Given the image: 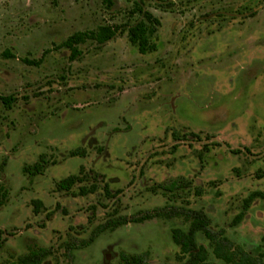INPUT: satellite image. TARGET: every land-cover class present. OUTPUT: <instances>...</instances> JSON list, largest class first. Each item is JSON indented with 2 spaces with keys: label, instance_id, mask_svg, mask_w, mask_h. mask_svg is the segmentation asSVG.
I'll return each mask as SVG.
<instances>
[{
  "label": "rangeland",
  "instance_id": "374dc122",
  "mask_svg": "<svg viewBox=\"0 0 264 264\" xmlns=\"http://www.w3.org/2000/svg\"><path fill=\"white\" fill-rule=\"evenodd\" d=\"M139 8L160 20L146 54L128 35ZM103 25L119 30L80 44L74 60L60 46ZM42 156L43 173L27 172ZM74 174L83 180L57 188ZM173 180L183 187L166 191ZM255 192L264 194V0H0V264L36 247L51 250L43 264H119L122 252L181 264L172 230L189 229L188 210L264 260V196L234 222ZM171 207L181 213L94 235L111 218ZM197 241L231 264L203 233Z\"/></svg>",
  "mask_w": 264,
  "mask_h": 264
},
{
  "label": "trees",
  "instance_id": "16d2710c",
  "mask_svg": "<svg viewBox=\"0 0 264 264\" xmlns=\"http://www.w3.org/2000/svg\"><path fill=\"white\" fill-rule=\"evenodd\" d=\"M108 6H112L114 0H104ZM143 12L144 18L138 23L131 26L128 30V35L130 41L138 46L140 53L146 54L149 51L156 49V44L152 41L153 35L157 31V24L160 20L155 17L151 12L144 11L141 8L138 9ZM118 27L113 26H100L98 30H86L77 31L65 39L60 46L67 47L70 49V59H76L81 53L79 45L85 43L88 39H94L99 44H104L111 40L118 32ZM30 61V60H27ZM31 62V61H30ZM33 63H38L33 61ZM2 100L5 104L10 105L14 98L12 96H4ZM73 155L86 154L84 148H78L74 150ZM42 162H45L44 156L42 160L33 166H26L25 169L31 174H41L43 173L44 167ZM83 178L79 175H69L58 182L57 188L59 190H71L77 182H81ZM166 191H175L183 187V182L178 180L170 181L162 186ZM97 189V184L93 183L90 187L81 186L80 195H87L89 193L95 192ZM107 193L109 190L107 189ZM256 195H263L261 192H255L251 194L244 202V211L236 216L234 219L235 223H238L244 216L245 211L249 209L250 203ZM35 213H39L43 207V201L36 199L33 201ZM181 210L176 207L171 208H159L153 211H147L142 215L135 217L119 216L117 218H111L106 223L98 226L94 232L97 235L106 229H115L116 227L127 224L130 222H142L146 219H151L154 217H173L180 214ZM186 217L191 221L190 227L187 231L174 228L172 230V238L174 242L179 245L181 259L184 260L181 264H219L213 262L209 259V251L205 245L199 244L197 241V234L199 232L203 233L207 239L210 240L214 249L213 253L216 258L221 259L227 263L231 264H264L262 258L253 257L250 253L246 252L242 247L236 246L231 239L225 236V231L223 229L215 231L211 227V219L202 210L186 212ZM50 249L45 247L32 248L28 253L21 255L16 261L9 262L8 264H43L44 258L50 254ZM119 264H155L147 259L145 253L140 254H130L127 252H122L120 254Z\"/></svg>",
  "mask_w": 264,
  "mask_h": 264
}]
</instances>
